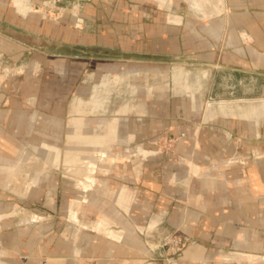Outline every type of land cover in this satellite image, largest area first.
<instances>
[{"label": "crops", "instance_id": "crops-1", "mask_svg": "<svg viewBox=\"0 0 264 264\" xmlns=\"http://www.w3.org/2000/svg\"><path fill=\"white\" fill-rule=\"evenodd\" d=\"M12 1L17 14L29 8ZM140 1L160 15L159 42L177 47L170 70L159 69V138L172 136L173 148L155 153V176L143 160L125 166L120 182L111 167H89L87 181L77 179L68 236L47 226L4 231L0 264H264V0H182L185 9L179 0ZM1 30L0 57L5 45L19 46ZM144 34H130L129 44ZM16 89L0 78L1 199L2 190L35 188L51 171L13 146V128L23 123ZM146 112L136 113L140 125ZM128 128L125 139H148ZM78 205L97 217H81ZM174 229L187 242L162 260L157 244Z\"/></svg>", "mask_w": 264, "mask_h": 264}, {"label": "rangeland", "instance_id": "rangeland-1", "mask_svg": "<svg viewBox=\"0 0 264 264\" xmlns=\"http://www.w3.org/2000/svg\"><path fill=\"white\" fill-rule=\"evenodd\" d=\"M0 1L1 33L19 45H5L0 57V78L20 89L16 95L23 105L13 146L32 153L36 169L44 161L51 167L35 188L2 190L0 235L47 226L67 237L75 227L77 179L87 181L89 167H111L120 182L125 166L143 160L148 176H155V153L173 148L172 136L159 138V69L170 70L177 47L159 42L160 15L147 13L151 4L140 0H27L28 10L20 14L12 0ZM179 6L187 4L179 0ZM144 31L141 44H129L130 34L144 37ZM187 37L188 30L181 29L180 38ZM188 48L180 46L179 58ZM142 107L148 115L140 125L136 113ZM129 123L132 133L148 139H125ZM82 167L84 173L77 174ZM78 209L81 217L98 215L90 205ZM186 242L177 229L170 231L157 244L159 258H174ZM2 245L0 236V256Z\"/></svg>", "mask_w": 264, "mask_h": 264}]
</instances>
